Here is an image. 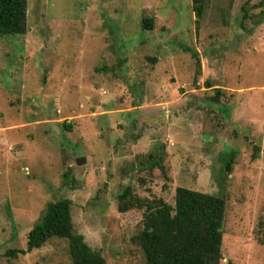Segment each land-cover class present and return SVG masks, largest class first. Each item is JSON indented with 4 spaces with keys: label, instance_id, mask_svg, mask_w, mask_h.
Masks as SVG:
<instances>
[{
    "label": "rangeland",
    "instance_id": "374dc122",
    "mask_svg": "<svg viewBox=\"0 0 264 264\" xmlns=\"http://www.w3.org/2000/svg\"><path fill=\"white\" fill-rule=\"evenodd\" d=\"M261 12L207 0L198 24L192 0H28L27 34L0 37V264H73L56 238L10 254L63 198L107 264H147V209L119 211L127 187L172 206L178 187L223 196L221 264H264Z\"/></svg>",
    "mask_w": 264,
    "mask_h": 264
},
{
    "label": "trees",
    "instance_id": "16d2710c",
    "mask_svg": "<svg viewBox=\"0 0 264 264\" xmlns=\"http://www.w3.org/2000/svg\"><path fill=\"white\" fill-rule=\"evenodd\" d=\"M192 6L196 23L199 24L206 13L207 0H192ZM27 11L28 0H0V37L25 36L28 32ZM244 11L247 18L248 11ZM141 28L152 31L153 20L144 18ZM190 51L201 73L200 57L197 52ZM65 125L68 129L72 128ZM235 155L232 150L223 154L222 173L232 172ZM158 165L157 161L151 163L152 168ZM219 183L222 185L221 178ZM118 198L120 212L135 207L147 209L143 229L134 238L141 246L147 264H221L227 210V201L223 196L178 187L175 206H172L162 199L134 201L132 189L127 187ZM72 205L67 198L49 202L40 221L28 234L26 251H11L10 254L16 256L17 253L40 249L56 238L68 241L73 264H107L101 252L93 249L84 236L75 231ZM258 232L259 242L264 244L263 224Z\"/></svg>",
    "mask_w": 264,
    "mask_h": 264
},
{
    "label": "water",
    "instance_id": "95a60500",
    "mask_svg": "<svg viewBox=\"0 0 264 264\" xmlns=\"http://www.w3.org/2000/svg\"><path fill=\"white\" fill-rule=\"evenodd\" d=\"M78 164H81V162L79 161Z\"/></svg>",
    "mask_w": 264,
    "mask_h": 264
}]
</instances>
